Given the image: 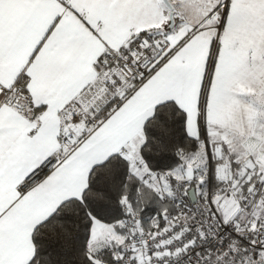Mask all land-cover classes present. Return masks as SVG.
I'll list each match as a JSON object with an SVG mask.
<instances>
[{
    "label": "snow or ice",
    "instance_id": "snow-or-ice-1",
    "mask_svg": "<svg viewBox=\"0 0 264 264\" xmlns=\"http://www.w3.org/2000/svg\"><path fill=\"white\" fill-rule=\"evenodd\" d=\"M65 250L264 264V0H0V264Z\"/></svg>",
    "mask_w": 264,
    "mask_h": 264
},
{
    "label": "trees",
    "instance_id": "trees-1",
    "mask_svg": "<svg viewBox=\"0 0 264 264\" xmlns=\"http://www.w3.org/2000/svg\"><path fill=\"white\" fill-rule=\"evenodd\" d=\"M177 119H178V117H177ZM180 136H181L180 125L177 123L174 126V132H173V136L171 137V140L173 142H175V140L178 139ZM149 155H154V154H151L150 153ZM167 155L170 156V154H167ZM173 159L174 158H171L170 157L167 160L159 161V165L158 166L159 167H165L168 164H170ZM153 164L156 165L157 164V161L154 160L153 161ZM119 211L120 210H119L118 206L113 205V206H111V208L109 210L101 212L100 213V216H101V218H103L105 220H109V219L112 218V216L119 214ZM154 212H155V209L154 208H152V209H145V216L152 215V214H154ZM84 236H85V232L83 231V229H81L80 232H79V234H78V240H81L82 241L83 238H84ZM41 239L42 240H47V237H42ZM62 256L64 258H66L67 260L71 261V264H76L75 260L73 259L71 250H65L62 253Z\"/></svg>",
    "mask_w": 264,
    "mask_h": 264
}]
</instances>
